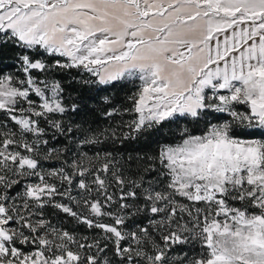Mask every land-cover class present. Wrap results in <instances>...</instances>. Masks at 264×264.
Returning a JSON list of instances; mask_svg holds the SVG:
<instances>
[{
    "label": "snow or ice",
    "instance_id": "snow-or-ice-1",
    "mask_svg": "<svg viewBox=\"0 0 264 264\" xmlns=\"http://www.w3.org/2000/svg\"><path fill=\"white\" fill-rule=\"evenodd\" d=\"M0 264H264V0H0Z\"/></svg>",
    "mask_w": 264,
    "mask_h": 264
},
{
    "label": "trees",
    "instance_id": "trees-1",
    "mask_svg": "<svg viewBox=\"0 0 264 264\" xmlns=\"http://www.w3.org/2000/svg\"><path fill=\"white\" fill-rule=\"evenodd\" d=\"M74 87H75V86H74ZM70 90H71V89H70ZM90 106L93 107V108H96V109H98V110H99L100 107H101V105L96 104L95 101H92ZM83 115H84V114L82 113L81 116H83ZM91 118L97 120V121L99 122L100 125H106V124L108 123V121L104 120V119L99 115V111H97V113H95V114H91ZM130 147H140V148H145V146H144L143 144L138 145V146L130 145ZM145 150H147V149L145 148Z\"/></svg>",
    "mask_w": 264,
    "mask_h": 264
}]
</instances>
